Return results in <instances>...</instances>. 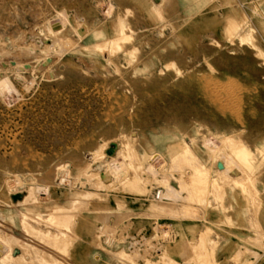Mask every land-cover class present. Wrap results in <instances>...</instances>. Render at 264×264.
Returning <instances> with one entry per match:
<instances>
[{
  "label": "rangeland",
  "instance_id": "obj_1",
  "mask_svg": "<svg viewBox=\"0 0 264 264\" xmlns=\"http://www.w3.org/2000/svg\"><path fill=\"white\" fill-rule=\"evenodd\" d=\"M5 77L13 264H264V1L0 0Z\"/></svg>",
  "mask_w": 264,
  "mask_h": 264
},
{
  "label": "crops",
  "instance_id": "obj_2",
  "mask_svg": "<svg viewBox=\"0 0 264 264\" xmlns=\"http://www.w3.org/2000/svg\"><path fill=\"white\" fill-rule=\"evenodd\" d=\"M264 1V0H261ZM142 204V201H141ZM184 221L182 222L183 228L182 230L184 231V235H186V230L188 227H185V225L189 224V220L183 219ZM148 218L146 217H142L141 218V228H144L148 225ZM52 234L51 235H55L57 234L58 239L60 241L61 239V234L60 231H54L55 228L52 227ZM57 230V229H56ZM185 239L189 238L187 237V235L184 237ZM184 238H180V241ZM184 242H181V245H183ZM61 244L58 243V246H60ZM48 250V254L49 255H53V256H58L61 257L62 252L58 249H47ZM179 251V255L182 254V250H176ZM185 251V249H184ZM22 249L19 247H15V255L19 256L23 253ZM186 252V251H185ZM188 253V252H187ZM70 255L73 258V263L74 264H119L117 261H115L114 257L112 256V254H110L109 252L99 249L96 245V243L93 242V234H82L79 233V235L75 238L74 244L72 246V248L70 249ZM181 261L183 262V256H179L178 254H176ZM24 256L27 259H35L34 255L32 254L31 257H29V255L24 254ZM51 264H55V263H51Z\"/></svg>",
  "mask_w": 264,
  "mask_h": 264
},
{
  "label": "bare ground",
  "instance_id": "obj_3",
  "mask_svg": "<svg viewBox=\"0 0 264 264\" xmlns=\"http://www.w3.org/2000/svg\"><path fill=\"white\" fill-rule=\"evenodd\" d=\"M239 28V27H238ZM55 31V30H54ZM51 32H53V29H52V31ZM116 39V38H115ZM9 52V51H8ZM3 63V62H2ZM16 64V63H15ZM12 65V64H11ZM16 69V68H15ZM11 83H10V81H9V79H8V77H5V78H0V89L1 90H3V89H8V90H11ZM13 90H11V92H12ZM3 92V91H2ZM5 92H6V90H5ZM9 92V91H8ZM10 92V93H11ZM4 93V92H3ZM9 93V94H10ZM8 94V93H7ZM180 145V144H179ZM182 146V145H181ZM187 147H189V146H187ZM187 147H185V152H187L188 151V148ZM240 149H242V148H240ZM237 150H238V148H237ZM236 150V151H237ZM244 150V149H243ZM246 150V149H245ZM222 151V150H221ZM235 151V154L237 153ZM240 152H241V150H239ZM134 152V151H133ZM184 152V153H185ZM245 152V151H244ZM248 153V152H247ZM244 156L243 157H245V154L244 153H242ZM242 154H238V155H240L238 158H240V157H242ZM134 155V154H133ZM136 156V155H135ZM237 156V155H236ZM242 157V158H243ZM245 159H246V157H245ZM150 170H153V169H151L150 168ZM117 171V170H116ZM117 173V172H116ZM195 174V173H194ZM90 175V174H89ZM92 176V175H91ZM99 178V177H98ZM88 180V179H87ZM134 182V181H133ZM103 183V182H102ZM84 196H86V195H84ZM26 198V197H25ZM28 198H29V196H28ZM89 198V197H88ZM88 198H87V200H88ZM81 202H83V201H81ZM79 205V204H78ZM60 209V208H59ZM59 209H57V210H59ZM66 210V209H65ZM64 210V211H65ZM79 210V209H78ZM67 212V211H66ZM67 213H69V211L67 212ZM66 213V214H67ZM76 213V212H75ZM41 214V213H40ZM55 214V213H54ZM53 214V215H54ZM58 214V213H57ZM50 216V219L49 220H51V219H53V218H55V216ZM59 215V214H58ZM67 216V215H66ZM65 216V217H66ZM49 218V217H48ZM58 217H56L55 219H57ZM64 222V221H63ZM62 223V222H61ZM57 224V223H56ZM63 226V225H62ZM73 227H74V225H73ZM69 229V228H68ZM47 236V235H46ZM66 236V235H65ZM66 239V238H65ZM4 243V242H3ZM59 243V242H58ZM1 247V246H0ZM37 248V247H36ZM1 252V251H0ZM22 253V252H21ZM45 254V253H44ZM43 254V255H44ZM22 255V254H21ZM18 258H19V256H17ZM15 255H12V254H10L8 251L7 252H4V253H0V264H13L14 262V260H16V258H17ZM53 258V257H52ZM18 262V261H17ZM19 263V262H18ZM19 264H21V263H19ZM30 264V263H29Z\"/></svg>",
  "mask_w": 264,
  "mask_h": 264
},
{
  "label": "built area",
  "instance_id": "obj_4",
  "mask_svg": "<svg viewBox=\"0 0 264 264\" xmlns=\"http://www.w3.org/2000/svg\"><path fill=\"white\" fill-rule=\"evenodd\" d=\"M156 198H158V199H160L161 197H160V193L159 192H157L156 193Z\"/></svg>",
  "mask_w": 264,
  "mask_h": 264
}]
</instances>
